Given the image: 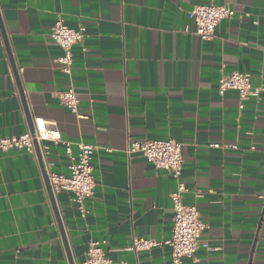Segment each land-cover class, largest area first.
Listing matches in <instances>:
<instances>
[{
    "label": "crops",
    "instance_id": "crops-1",
    "mask_svg": "<svg viewBox=\"0 0 264 264\" xmlns=\"http://www.w3.org/2000/svg\"><path fill=\"white\" fill-rule=\"evenodd\" d=\"M206 0H0V20L31 118L61 140L94 148L93 197L82 216L71 193L54 195L74 264L102 242L109 264H171L174 179L129 141L182 145L183 203L203 224L186 264H264V0H215L234 11L210 41L188 14ZM61 19L85 27L72 49L70 75L50 39ZM82 48L85 52H82ZM246 73L254 95L239 110L234 91L219 94L222 74ZM73 87L77 119L57 93ZM29 131L0 31V138ZM48 172L69 175L64 147L43 143ZM237 145V150L213 148ZM253 148V149H251ZM133 237L154 241L129 251ZM0 264H69L36 155L0 153Z\"/></svg>",
    "mask_w": 264,
    "mask_h": 264
},
{
    "label": "built area",
    "instance_id": "built-area-1",
    "mask_svg": "<svg viewBox=\"0 0 264 264\" xmlns=\"http://www.w3.org/2000/svg\"><path fill=\"white\" fill-rule=\"evenodd\" d=\"M234 11L226 5H217L215 0H206L205 4L197 5L189 12L188 17L194 23L195 34L202 41H210L214 36L216 27L225 20L232 19ZM86 29L79 25L70 28L61 19H57L51 28L50 39L60 49L61 56L57 59L60 71L70 75L73 66L72 49L76 45L82 46ZM82 52L85 49L82 48ZM217 91L223 94L227 91L237 93L240 103L239 110L244 107L254 91L250 83V76L246 73L233 72L228 75L222 74L217 81ZM61 105L77 119H88L89 116L79 112V100L73 87L57 93ZM33 132L27 131L23 135L0 138V153L10 151H22L29 155H35L34 144L37 143L41 157L48 153V147L43 143L51 142L54 145L61 144L69 159V175L48 172L47 178L53 195L62 191L71 193L78 206L79 213L86 214L85 202L93 197L95 178L91 165L93 147L82 143L75 145L76 153L73 152L70 143L63 142L60 133L53 125L41 120L32 121ZM213 148L237 150V145L220 146L211 145ZM253 149V148H251ZM125 154L140 155L154 169L168 173L175 181V191L171 195L172 229L170 238L164 242L170 249L171 264H186L187 260L193 259L199 244L203 224L200 213L194 205L183 203V194L186 186L182 181L184 159L182 145L173 140L164 141H129ZM102 242H91L84 261L81 264H109L101 248ZM157 244L152 240L133 237L129 251L134 254L147 252Z\"/></svg>",
    "mask_w": 264,
    "mask_h": 264
},
{
    "label": "water",
    "instance_id": "water-1",
    "mask_svg": "<svg viewBox=\"0 0 264 264\" xmlns=\"http://www.w3.org/2000/svg\"><path fill=\"white\" fill-rule=\"evenodd\" d=\"M0 31H1V35H2V38H3L4 45H5V49L7 51V55H8L10 64H11V69H12V72H13V75H14V78H15V81L17 83V87H18V91H19V94H20V98H21L23 110H24L25 117H26L27 124H28V129H29V132L32 133L33 132L32 121H31V118H30V116H29V114L27 112L26 105L24 103L22 89L20 87L19 80H18L17 69L15 67V64H14L13 59H12V56H11V52H10V49H9V45H8V42H7L5 33L3 31V28H2L1 20H0ZM34 149H35V155L37 157L39 166H40L41 171H42V175H43V178H44V181H45V185H46L47 193H48V196H49V200L51 202L52 209L54 211L55 219H56L57 224H58V227H59L60 235H61V238H62L64 247H65V250H66L68 262H69V264H74L73 261H72V259H71V255H70V252H69V248L67 246V241H66L65 233H64V230H63V227H62V224H61V220H60L58 211H57V207H56V203H55V198H54V195H53V193L51 191L50 184L48 182L47 173H46V170H45V167H44V164H43V160H42V157L40 155V152H39V148H38L37 143L34 144Z\"/></svg>",
    "mask_w": 264,
    "mask_h": 264
}]
</instances>
